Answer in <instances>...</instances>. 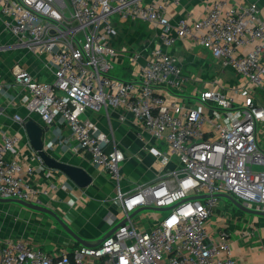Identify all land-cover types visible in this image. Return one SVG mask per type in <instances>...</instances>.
Instances as JSON below:
<instances>
[{
    "label": "built area",
    "instance_id": "built-area-1",
    "mask_svg": "<svg viewBox=\"0 0 264 264\" xmlns=\"http://www.w3.org/2000/svg\"><path fill=\"white\" fill-rule=\"evenodd\" d=\"M180 1L0 0L5 27L55 66L51 80L15 66V81L31 96L27 107L46 124L63 118L78 146L118 182L113 202L128 219L94 246L64 242L50 252L28 239L0 238V264H239L228 230L213 236L207 222L220 206V194L264 212V103L257 97L264 89V1L208 0L201 16H183L173 24L168 8ZM116 18L146 21L159 30L161 43L120 49L114 41ZM180 39L193 40L231 69L232 86L214 83L184 93L188 78L171 50ZM124 54L132 78L111 73ZM101 108L108 114L130 112L143 132L166 144L158 152L162 168L155 182L121 187L124 152H107L108 134L82 117ZM119 118L126 120V113ZM19 143L12 133L0 142V197L41 203L47 189L32 183L35 167L8 157ZM200 195L206 197L193 198ZM146 206L171 208L152 209L164 214L154 212L157 218L143 226L130 214ZM109 219L119 218L110 212Z\"/></svg>",
    "mask_w": 264,
    "mask_h": 264
},
{
    "label": "crops",
    "instance_id": "crops-1",
    "mask_svg": "<svg viewBox=\"0 0 264 264\" xmlns=\"http://www.w3.org/2000/svg\"><path fill=\"white\" fill-rule=\"evenodd\" d=\"M255 1L263 2L264 0ZM207 4L208 0H181L178 5L168 8L170 21L175 24L183 16L199 17L205 12ZM2 19L0 15V46L5 42V45H2L5 46L3 51H0V142L5 133L17 134L20 137L17 150L10 153L8 157L25 161L35 167L36 173L32 177V183L36 187L47 189L46 194H41L40 204L55 209L83 238L89 242H96L95 240L102 239L113 226L123 220L121 218L112 223L109 217H106L107 212L117 214L112 206H114L113 200L118 182L110 181V174L95 165L91 160V155L78 146L70 127L60 115L55 117L52 124H46L40 114L29 110L27 104L31 96L24 85L15 81V66L27 69L36 78L49 80L54 78L55 66L47 60V57L40 56L31 46L17 42L19 38L5 27ZM116 20L119 35L115 37L114 41L120 49L127 48L131 51L141 48L146 50L161 43L159 30L146 21L133 23L130 20L117 18ZM140 22L146 25L145 28L139 27ZM4 30L7 32L3 34ZM171 50L181 60L190 91L195 87L200 89L205 88L204 85L209 86V82H212L211 80L217 74L227 77V70L225 72L221 70L216 59L191 39L177 40ZM117 67L121 70V73L117 74L118 76L134 77L135 72L129 65L126 54L122 55ZM230 72L232 74V70ZM234 81L236 79H232L231 83ZM123 113H126L127 116L124 121L119 118ZM14 114H20L22 120L14 119ZM83 118L92 119L101 130L108 134L110 141L105 145L107 152H112L115 148H120L124 152L125 159L120 163V185L123 189L134 188L140 182L152 183L160 177L162 166L158 159V152L165 151L166 144L163 141L158 142L149 133L143 132L141 121L133 114L124 112L123 109H116L108 114L104 108H101L96 111H88L83 115ZM31 119L44 126L43 140L48 153L57 159L85 168L94 177L92 184L80 188L65 173L50 168L44 163L38 151L33 147L24 127V124ZM261 145L264 148L262 139ZM174 167L175 162H171L169 168ZM222 198L227 199L228 202L224 203L221 199L220 206L215 211L216 214L207 222L208 230L213 236H217L222 229L228 230L233 255L239 264H264V215L254 213L249 215L246 212L243 217L239 215L238 220H236L237 217L223 215L221 214L222 204L224 203L229 209H232L231 205L234 206V204L229 198L225 196ZM17 205L28 209L20 204ZM3 209L0 202V228H4L5 221L11 223L10 226L16 225L15 220L18 218L2 216ZM22 212L26 221L24 218V223L21 225L37 230L36 236L28 239L29 241L42 248L46 246V251L50 252L58 250L62 246H56V243L49 239L61 241V244L65 240L64 242L71 246H76L72 244L75 240L65 231H58L56 225L49 218L47 227L50 228V232L38 227L34 228L32 225L34 222L30 219V215L27 212ZM235 215L238 214L235 212ZM49 217L52 216L49 215ZM30 223L31 225L27 226ZM5 229L0 230V238H5V236L17 238L13 235H17L20 231L16 228L13 231ZM245 230H250L252 233L245 235ZM40 235L46 241L39 239Z\"/></svg>",
    "mask_w": 264,
    "mask_h": 264
},
{
    "label": "water",
    "instance_id": "water-1",
    "mask_svg": "<svg viewBox=\"0 0 264 264\" xmlns=\"http://www.w3.org/2000/svg\"><path fill=\"white\" fill-rule=\"evenodd\" d=\"M24 127L29 135V138L31 140V143L35 150L38 151L39 156L43 159L44 163L53 169L60 170L61 172L65 173L78 187L85 188L93 183L94 177L83 167L74 165L68 162H65L63 160L57 159L54 156L50 155L48 151L45 149V143L43 140V136L45 134V128L43 125L38 123L36 120L31 119L28 120ZM221 196H225L229 198L238 208L248 212V213H254V214H262L264 215V212L254 210L247 208L245 205H243L240 201L235 199L234 197L228 195V194H220ZM203 198L206 197L205 195L200 196H194L193 198ZM0 202H16L30 210H34L37 212H42L45 214H48L52 216L58 223L61 224L63 230L76 242L86 245V246H94L97 245V243H91L87 241L85 238H83L74 228H72L65 219L60 216V214L53 208L40 204V203H32L21 199H14V198H1ZM171 207H152V206H146L141 207L135 210L130 214V218L136 216L138 213L144 211V210H158V211H166L170 209ZM128 219L124 218L120 222H118L115 226L112 227V229L101 239L104 240L106 237H108L110 234H112L119 226L123 225Z\"/></svg>",
    "mask_w": 264,
    "mask_h": 264
},
{
    "label": "rangeland",
    "instance_id": "rangeland-1",
    "mask_svg": "<svg viewBox=\"0 0 264 264\" xmlns=\"http://www.w3.org/2000/svg\"><path fill=\"white\" fill-rule=\"evenodd\" d=\"M2 22H3V19H2ZM145 26L146 25L143 22L139 23V27L140 28L143 29V28H145ZM148 30H149V28H148ZM5 32H7V31L4 30L3 34ZM17 42L22 44L20 38H19V41H17ZM2 45H5V42H3ZM2 45L0 46V51H3V49L5 47V46H2ZM217 64L220 66V69L223 70L224 72H225V70H227V77L217 74L215 76V78L213 80H211V81H215V80H219V81L218 82H209L208 81L209 82L208 85L211 86L214 83H217L218 85H223V86H227V87L232 86L231 80L235 79V74L233 73V71H232V74H231V72H230L231 69L224 67L219 62H217ZM111 73L113 75H115V74L117 75L118 73H121V70L118 67H116V68L111 70ZM204 86H207V85H204ZM185 92H190V90L186 89V90H184V93ZM257 95H258L257 97L259 99H261V101L264 103V89L263 90H258L257 91ZM82 117H83V115H82ZM260 131H261L260 136H261L262 142L264 143V122H261V124H260ZM110 178H111V179H109L110 181H112V182L116 181V179L113 178L111 175H110ZM221 199H222V201L224 203L228 202L227 199H225V198H221ZM224 203L222 204V209H221L222 213L221 214L226 215V216H230L231 215V217L232 216H234V217H240V216L243 217V216L246 215V211H244V210H242L240 208L238 209V208L234 207L233 205H231L232 209H229V208L226 207V205ZM1 204L4 207V209L2 210L3 212L1 213L2 216L5 217L6 215H8L10 217H13L15 219L18 218V219L15 220L16 225H14V226H10L11 223L9 224V222L5 221L6 223L3 224L4 228H0V230H6L5 228H8V229H10V231H13L16 228V230L17 229L20 230V231H18L17 235H13V236H15L17 238H24V239L25 238L26 239L34 238L36 236V231H37L36 229H28V228H25L24 226L21 225L22 223H24V218H25V217H23V212L22 211L27 212L30 215V219H32V221L35 223V225H34V223H32L34 228L38 227V228H40L42 230H47L48 232H50V228L47 227V224H48L47 220L49 218V220H52L53 223L56 225V229L58 231L60 230V231L64 232L61 224L58 223L55 219H53V217H49L48 214H45V213H42V212H37V211H34V210H30V209H23L21 207H18V205H17L18 203H16V202H1ZM112 209L115 212H117V216H118L119 219L124 217V209H123L122 206H119V205L114 203V206H112ZM233 210L238 215H235V212L233 213ZM153 212H158V211L144 210V211L138 213L133 218H134V220L136 222L140 223L141 225L147 226V225H149L151 222H153L157 218V214L154 215ZM147 213L149 215L153 214L154 216L145 218L144 216ZM158 213L164 214V212H158ZM248 214L252 215L253 213H248ZM109 216H110V213L107 212L106 217L108 218ZM25 221H26V218H25ZM30 225H31V223L29 225H27V226H30ZM9 237H12V236H9ZM39 239H42V241H46L43 238V236H41V235L39 236ZM100 239H97V240H95L96 242H91V243H97L98 240H100ZM49 240L50 241H54V243H56V246H58V247L63 246L64 245V241H65V240H63V242H62L63 244H61V241H55L54 239H49ZM45 248H47V247L45 246L43 249H45ZM45 250H47V249H45Z\"/></svg>",
    "mask_w": 264,
    "mask_h": 264
}]
</instances>
